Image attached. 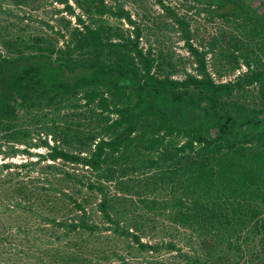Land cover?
<instances>
[{
    "label": "trees",
    "instance_id": "trees-1",
    "mask_svg": "<svg viewBox=\"0 0 264 264\" xmlns=\"http://www.w3.org/2000/svg\"><path fill=\"white\" fill-rule=\"evenodd\" d=\"M50 1L74 24L0 36V264L33 231L24 255L55 264H264V0H195L232 26L207 49L157 0L193 60L181 78L122 4ZM214 47L245 70L215 80Z\"/></svg>",
    "mask_w": 264,
    "mask_h": 264
},
{
    "label": "rangeland",
    "instance_id": "rangeland-1",
    "mask_svg": "<svg viewBox=\"0 0 264 264\" xmlns=\"http://www.w3.org/2000/svg\"><path fill=\"white\" fill-rule=\"evenodd\" d=\"M27 3H17L15 0H0V36L4 34L12 33H22L27 35L28 33L34 32H51L50 25L54 30H57L60 25L59 18L64 17L71 21V25L75 22V17L68 15L65 12H59L62 5L56 2H51L50 0H26ZM109 3H120L122 6L129 11L131 17L138 23L142 28V46H150L153 51L163 48L172 55L173 61L176 64V72L173 77L181 78L184 76L185 72H194L193 70V60L190 54L184 47L183 40L177 30L172 29L171 22L169 18L166 17L161 11L157 0H107ZM165 3L170 4L175 8V10L184 15L190 23V27L193 32V42L196 46L200 48H209L210 40L213 37H217L219 33L232 30L231 24H227L221 18L215 17L213 19H208L204 11L199 10L201 4L197 3L195 0H163ZM72 3V1H71ZM75 12L79 13L80 10L75 7ZM63 26V25H62ZM127 27V25H124ZM61 42V39L59 40ZM217 47H214L215 51H209L207 55L208 70L215 80H230L233 79L240 71L245 70L242 66L233 72H229V65H226L221 59L217 52ZM31 130H37L36 125H30ZM9 144L4 140H0V150H8ZM22 147V146H21ZM32 152L41 153L45 152V148H32ZM3 153H0V160L2 159ZM9 161H24L27 156L18 154L14 157L7 158ZM31 159H36L32 157ZM112 185V184H111ZM113 192V188L110 187ZM151 224L146 226L147 232L143 234V240H155L159 238L161 233H156L157 231H151L149 228ZM34 227V225H32ZM167 232V231H164ZM38 236H41V240L45 239L44 232L39 228ZM156 236V237H155ZM183 236V235H182ZM35 237V232L29 234L28 238L31 243L27 245L25 240L7 242L3 249L1 250L2 258L5 264H55L54 261L48 256V254H37L35 256L27 257L25 255L30 252L26 251L28 248H32L31 245L35 243L33 248H37L40 240L37 239L35 242L32 239ZM47 239H51L48 238ZM179 239L178 244L183 248H188L184 244V240ZM65 239L60 242L54 243L59 247L65 245ZM115 241V240H114ZM183 242V243H182ZM106 242L100 244V248L104 246ZM49 244V243H46ZM112 243H107L106 248ZM194 244V243H193ZM123 247V244L118 246ZM50 245H45L47 247ZM117 246V244H116ZM119 251L123 254H127V250L120 249ZM49 253L51 252L48 250ZM25 254V255H24ZM127 256V255H126ZM167 255L164 253V257ZM113 258V257H112ZM143 262V261H142ZM116 260L111 259V261H102V264H117ZM92 264H97L94 261ZM101 264V263H100ZM141 264H145L144 262Z\"/></svg>",
    "mask_w": 264,
    "mask_h": 264
}]
</instances>
